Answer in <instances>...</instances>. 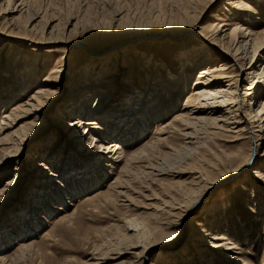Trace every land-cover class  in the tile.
<instances>
[{
  "label": "rangeland",
  "instance_id": "1",
  "mask_svg": "<svg viewBox=\"0 0 264 264\" xmlns=\"http://www.w3.org/2000/svg\"><path fill=\"white\" fill-rule=\"evenodd\" d=\"M14 1L9 6L21 8ZM31 1L32 10L39 7L38 13L45 15L38 27L45 20L52 22L43 34L38 28L28 32L21 29L26 12L20 17L19 9L9 16L8 11L3 12L0 18V123L5 110L26 101L40 85L46 88L40 94L44 108L47 107L45 111L36 105L31 113L15 118L11 122L13 127L5 131L9 135L0 131V237L8 238L3 245L0 243V255L7 257L0 264H111L120 259L140 264L141 257L132 256L134 248L121 258L115 257L117 246L126 247L130 243L123 219L133 214L145 216L155 237H160L147 258H142L144 264H200L203 250L209 248L194 240L199 226L210 235L220 229L234 242L230 244L234 245L228 249L230 252L225 251L233 255L220 256L225 264H264V188L256 195L250 170L252 167L264 170V142L242 171L237 170L239 158L233 162L223 160L219 152H226L229 157L240 149L243 139L234 140L231 132L208 139L206 131L197 125L196 148L191 150H187L180 136L164 144L151 143L156 126L161 127L164 120L183 106L188 89L182 87L195 79L203 66L200 63L210 57L203 53L205 42L199 33L209 35L212 31L201 26L210 19L244 23L246 16L254 21L257 16L254 9H264V0H246L248 6L242 9L233 2L226 3L228 0ZM6 7L7 0H0V14ZM50 30L53 31L49 33ZM217 53L213 49L211 58L222 60ZM174 77H179L180 83L172 87L180 88L175 89L172 98L152 99L156 94L153 89L161 85L171 87ZM250 86L251 80H242L237 92L255 90L246 89ZM78 90L84 93L76 95ZM83 95L90 96L86 106L89 112L104 105L109 115L119 101H152L144 135L135 143L126 141L130 155L133 144L146 142L151 143L152 153L149 148L133 155L126 186H109L124 163L122 160L112 169L103 165L106 174L101 182L76 186V180L85 175L81 153L88 146L75 143L74 136L83 131V124L73 126L82 115L76 118L66 111L77 98L85 99L82 103H86ZM161 95L157 97L162 98ZM249 96L245 94L246 99ZM241 97L239 102L244 103ZM157 101L161 103L155 106ZM20 124L25 125L19 130ZM134 125L130 122L126 132L133 130ZM94 128L106 141L114 139L111 136L115 128L104 119ZM172 130L174 127L163 135L173 134ZM201 152L216 163L206 169L201 182L195 183V178L201 175L199 171L206 166ZM152 164L155 173L149 174L146 171L152 169ZM95 165L89 173L102 170L97 162ZM54 174H59L62 183L52 181ZM37 180H43L38 193L33 189ZM214 181L217 182L208 189ZM191 186H195L194 192L188 189ZM116 188L123 190L119 200L115 197ZM199 188L203 191L198 198L202 204L188 211L183 220L180 212L176 213L178 205L170 208L163 202V198L180 196L185 203ZM97 190H101L98 195L85 199ZM169 209L172 213L167 212ZM21 215L26 216V222L19 220ZM172 219L176 223L172 224ZM182 224L179 237L177 232ZM45 231L47 234L42 236ZM25 238L34 242L22 255L17 247ZM204 239L206 243L210 240ZM223 248L214 250L216 257ZM234 256L238 259L233 260ZM229 259L232 262L225 261Z\"/></svg>",
  "mask_w": 264,
  "mask_h": 264
},
{
  "label": "bare ground",
  "instance_id": "2",
  "mask_svg": "<svg viewBox=\"0 0 264 264\" xmlns=\"http://www.w3.org/2000/svg\"><path fill=\"white\" fill-rule=\"evenodd\" d=\"M12 1L13 0H7V7L4 10H2L0 14V18L3 15L2 14L3 12L8 11L7 12L8 14L6 16H9V15H13V11H18L19 9L20 17L23 15V12H26L25 16L23 15L25 21L23 24L24 26L21 27V29L24 30L25 32L38 28L41 31V34H43L44 29L51 26L52 22L49 23L48 20H45L44 23L40 27H38L40 25L39 22L43 21L45 15L44 14L41 15L38 13L39 7L37 10L36 9L32 10L31 6L33 5V3L31 0H15L14 2L18 1V6H21V8L10 7L9 5L12 3ZM34 2H37V0H34ZM232 2L234 3V6H240L241 9L244 7V5H247L246 3H248L246 0H228L226 3H232ZM192 11L194 12L195 10ZM254 12H255L254 14H257V16L254 17L255 18L254 21L250 20L249 18L247 19L246 16L243 18L245 20L244 23L241 22V20L210 19L207 20V22L201 26L206 30L212 31L211 34L209 35L208 34L203 35L199 33L202 42H205L203 53L205 54V56H210V57H208L209 58L208 60L202 61L200 63V65L203 66L198 69V73L195 79L190 83L191 85L189 84V82H186L185 87H182L183 89H188L187 90L188 94L185 97L183 106L179 108V110L173 112L172 114L174 115L173 117L171 116L170 118L164 120V122H162L161 124L162 126L159 124V126L161 127L157 128L156 126L155 129L156 134L155 135L153 134L151 138L152 144L159 145V144H164V142H172L174 141L175 138H177V136H180L181 138L184 139V143L187 147V150L188 148H190V150L194 149L196 148L195 144L197 142V139L195 138L197 136H195L194 134L197 132L198 129L197 125H200L202 127V130L206 131V135L208 139L222 137V135H224V133L227 132H231L233 134L234 140L243 139L241 141L240 149L233 152V154L229 155V157L226 152L223 151L222 152L219 151V152L223 154L224 157L223 160L230 159L233 162L234 160H236L235 158L237 159L239 158L240 162L238 164L239 168L237 170L242 171L245 166L250 165L249 160L252 158L253 154L258 151L259 146L264 142V9L263 8L259 9V7H257V9H254ZM39 16H41V18L39 20H36L35 22L34 20ZM196 17L198 18V16ZM16 18L17 17L14 16V20ZM188 19H190L189 16ZM256 20H258V22H256ZM33 21L35 22L34 24ZM51 31L53 30H50L49 33H51ZM67 43L73 44L72 42H68V41ZM205 44H208V46ZM215 48L216 50H218L217 54L220 53L219 58L222 60L211 58V53ZM246 58L248 60L247 63H246ZM246 79L251 80V86L246 87V89L248 88L255 90L248 92L238 91L239 92L238 94L237 92L238 84L240 85V82ZM173 80H175V82L171 84V87H165V85L164 86L161 85L160 87L153 89L156 92V94L152 99L163 100V97L173 96L172 93L180 88V87H172L180 83L179 77H174ZM169 88L171 89V91L173 89V91L172 92L169 91ZM35 89H36L35 94L32 93L26 101L15 104L14 106L10 107L8 110H5V112H3L4 116L3 119L1 118L2 120L0 123L1 132L3 130V133H5L8 127L12 126L11 122L15 120V118H17L18 116L25 114L27 115L31 113L36 105L41 110L46 111L47 107L46 109L44 108L45 102H43V100L41 99L42 94H40L41 92L46 90V88H43V85H40ZM78 92L79 93L76 95L79 94L82 95L84 93L83 91L81 93V91L79 90ZM160 93L162 94L161 95L162 98L157 97V94L159 95ZM245 94L247 95L250 94V96L246 99ZM238 95L240 97L242 96L241 98L244 100V103H241V101L239 102ZM84 97H86V103L85 102L82 103V101L85 99L77 98L76 101L75 100L72 101L73 106H70L66 111V114H69L70 116L75 115L76 118L82 115L79 121L75 120V124L73 126L74 128H78L81 127V125L83 124L82 126L83 131L81 133H78L76 136H74L75 143L78 144L85 143L88 146V149L81 153L82 158L85 160L84 161L85 166L83 168L85 175L81 176L78 180H76L75 178V180L77 181L76 186L88 187V186H92L97 182H101L102 177L106 174L105 172L106 170L103 169L104 168L103 165L109 167V169L110 168L112 169L114 168V165L117 164V162H119L120 160H122L124 163L122 162L123 164L120 165L121 168L118 171L117 176H115V179L111 181L109 186L111 185L116 187L126 186L128 181L127 176L129 175L130 167H131L130 164L132 161H134L133 155L138 154L142 151L144 152V150L149 149L151 146L150 145L151 143H148L146 141H145L146 143H140V144L138 143L136 145L133 144L132 147L134 150L130 155L129 153H127L126 150L127 149L126 141L128 140L127 143H135V141L138 138H140V136L144 135L145 129H147L146 127L148 126V125L144 126V124L145 122L148 124L149 121L148 118L150 116V113L148 112L149 109L153 106L150 104L152 101L150 102L144 100L141 102L132 101L128 103L119 101V103H116V108H115L116 110L114 109L113 111H110L112 113H110L109 115L107 114L109 113L108 107L104 105H101L99 109L97 108L89 112L90 109H88L86 106L88 104L87 100L90 98V96L85 95ZM35 102L37 103L35 104ZM160 103H161L160 101L154 102L155 106L159 105ZM174 108H176V106L173 107V109ZM63 114H65V112L62 111V115ZM87 115H91V116H87ZM248 115L251 116L249 117ZM7 119H9L10 122L6 121ZM100 119H104V122L106 124L111 123V125L115 128L114 135L111 136L112 139L114 138L113 140L106 141L107 140L106 137L102 138L101 134L95 132L98 130L94 128V125L99 124ZM57 121L59 122V119ZM130 122H132V124L133 123L135 124L134 128H132L133 130L126 132V129H128L130 125ZM79 123L80 125H78ZM24 125L25 124L23 125L20 124L19 130ZM173 127L175 129L174 131L172 130L173 134H168L165 136L163 135V133L167 134L168 131ZM7 135H9V132L5 133V136ZM193 137L196 140H191ZM253 138L255 139L254 140L256 143L255 145H253V141H252ZM1 139L4 138L2 137ZM250 145L251 147H249ZM151 150L152 148L149 149V153L150 152L152 153ZM246 150L247 152L244 154L243 152H245ZM203 151L205 153L207 152L205 150ZM201 153H202V160L204 161V164H206V166L204 165L205 167H202L201 165L202 169L201 171H199V173L201 172V175H198L197 178H195L197 179L195 183L201 182L204 179L203 175L206 174L205 173L206 169H208L209 166H214V164L216 163L215 162L216 160L215 161H211L212 159L208 160V158L204 156L203 152ZM221 158L222 156L220 157V159ZM96 162L97 165L101 166L102 170L100 169L99 172L96 171L94 172L93 170H91V173H89L88 170L90 171V168L95 167ZM150 168L152 169L146 171L149 174L153 173L154 172L153 170L156 169L155 164H152V166L150 165ZM198 170L199 169H197V171ZM250 170H251V177L254 180V186L256 187L255 193L257 195L258 190L261 188L263 190L264 188V174H263L264 170L259 167H252ZM39 172L42 171L40 170ZM58 175L59 174H54L55 177L52 180L54 183L59 182L60 179H58ZM46 177H48V175ZM217 181L212 182V184L208 186V189H211L212 185H214ZM41 182H43V180H37V182L34 183L35 187L33 189L36 190L37 193L39 192V190H41L39 189L40 186H42ZM194 187L191 186L188 187V189H191V191L194 192L195 191V189L193 190ZM100 191L97 190L94 192V194H90V195L86 194L88 196H86L85 199L88 198L90 199L92 196L98 195ZM115 192H116L115 197L117 200H119V196L122 195L123 190L116 188ZM202 194L203 191L202 189L199 188V190L193 193L189 197L188 201L185 203H183V200H180L181 199L179 198L180 196L179 197L169 196L168 199L163 198V202L166 204V206H170V208L178 205L177 208L179 211H176V213L180 212L179 213L181 216L180 218H182L183 220L184 216L187 214L188 211L192 209H196L199 205L202 204V199L198 200V198ZM38 195L40 196V198L43 197V195L37 194V196ZM110 195L111 193L109 195H105V197H109ZM33 201L31 202V206L33 205ZM52 208L57 209L58 207L52 205ZM168 211L169 213H172L173 210L171 211V209H169L167 210V212ZM32 212L35 211L33 210ZM64 215L67 216L69 214H64ZM142 216L141 214L140 215L133 214L127 218L124 217L126 218L123 219L124 229H125L124 231H126V233L128 234V239L130 240V243H128L126 247L117 246V249H115L116 252L115 257L117 259L121 258V255L123 253L129 252L130 250L128 249L134 248L136 249V251L135 250L131 251L132 256L134 258L141 257L140 258L141 260L139 262L140 264H144L142 258L143 257L147 258V255L151 250L152 246H154V244H157L159 242L160 237H155L156 235L154 234L153 231L154 229L150 228L151 225L149 227V224L146 221L147 219H145V216L144 217ZM21 217L19 219L20 221H24V222L27 221L25 215L22 217V219ZM171 223L173 224L176 222L175 220L172 219ZM216 230H218V232L212 233V235H210L209 232H206V229L203 226H199L198 229L196 230L197 235H195L196 237L194 238V240L198 241L201 245H206L209 248V250L206 249L205 251L203 250L204 253L202 254L203 261H201L200 264H225L223 262L224 259L220 261L221 258L220 256L223 257L228 256L227 254H230V256L233 255L229 253L230 251L228 249H232L234 245L230 246V244L234 242H231L230 237L226 236L223 232H220V229H216ZM181 231H183V224L179 227L177 236L179 237L181 236L182 233ZM46 234L47 231L43 232L42 236H45ZM7 236H9L8 233ZM204 238H210L209 242L206 243V240ZM25 239H26L25 241H21V242L19 241L17 247V250L22 252V255L25 254L26 251L25 249L29 248L34 242L33 239L32 240H29L27 238ZM221 239H226L227 241L223 243L221 242ZM7 241L8 238H5V235L4 237L3 236L0 237V243H2V245L4 242ZM221 247H224L223 248L224 251L216 257L214 250H217L218 248ZM227 250L229 252L225 253V251ZM6 258L7 257H5V255L3 254L0 255L1 262L5 261ZM237 259L238 257L234 256L233 260H237ZM225 261L232 262L230 261V259ZM111 264H132V261L128 263L124 259H120Z\"/></svg>",
  "mask_w": 264,
  "mask_h": 264
}]
</instances>
